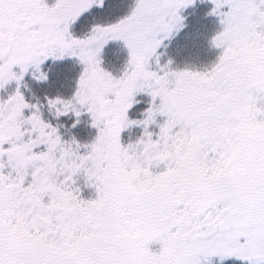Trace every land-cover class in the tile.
I'll list each match as a JSON object with an SVG mask.
<instances>
[{"label": "snow or ice", "instance_id": "1", "mask_svg": "<svg viewBox=\"0 0 264 264\" xmlns=\"http://www.w3.org/2000/svg\"><path fill=\"white\" fill-rule=\"evenodd\" d=\"M0 264H264V0H0Z\"/></svg>", "mask_w": 264, "mask_h": 264}, {"label": "trees", "instance_id": "2", "mask_svg": "<svg viewBox=\"0 0 264 264\" xmlns=\"http://www.w3.org/2000/svg\"><path fill=\"white\" fill-rule=\"evenodd\" d=\"M204 24L206 26V30L209 31V32L214 27V22H213V20L211 18H209L208 20L204 21ZM199 45H200V53H201L200 58L201 59H207V58H210L213 55V53L206 52L204 50V40H203L202 37L199 39Z\"/></svg>", "mask_w": 264, "mask_h": 264}]
</instances>
